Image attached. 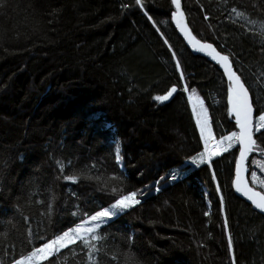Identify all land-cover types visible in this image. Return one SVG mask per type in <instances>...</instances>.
I'll return each mask as SVG.
<instances>
[{
	"label": "trees",
	"instance_id": "1",
	"mask_svg": "<svg viewBox=\"0 0 264 264\" xmlns=\"http://www.w3.org/2000/svg\"><path fill=\"white\" fill-rule=\"evenodd\" d=\"M5 2L0 8V231L9 235L0 236V262L19 259L26 229L32 233L28 247H39L44 242L39 237L108 207L114 202L111 189L119 187L140 190V203L98 230L107 237L92 257L100 264H124L129 252L136 264H233V254L235 264H264V215L233 189L238 147L212 157L213 170L208 163L191 162L203 145L185 86L202 98L201 89L207 104L209 93L215 110L220 101L219 117H212L219 138L236 127L223 71L186 46L172 22L171 0H143V8L136 0ZM184 8L192 31L243 69L255 110L264 108V0H184ZM148 15L169 19L171 47L165 28L155 22L164 39ZM172 86L177 92L169 101L153 99ZM255 135L256 150L264 149V140ZM58 160H71L66 174L83 170L85 177L76 183L58 179ZM154 160L162 166L150 170ZM170 173L178 178L172 180ZM29 192L37 193L32 202L25 199ZM37 200L52 203L51 220ZM17 203L27 223L15 211ZM70 247L75 254L62 250L60 264H86L88 250L80 242Z\"/></svg>",
	"mask_w": 264,
	"mask_h": 264
},
{
	"label": "snow or ice",
	"instance_id": "2",
	"mask_svg": "<svg viewBox=\"0 0 264 264\" xmlns=\"http://www.w3.org/2000/svg\"><path fill=\"white\" fill-rule=\"evenodd\" d=\"M136 4L143 8V0H136ZM171 4L175 8L171 13V18L175 22L177 28L187 37L188 43L193 45V47L199 45L197 49L198 51L204 52L207 50V54L223 68V73L228 80V112L230 115L234 116L235 127L238 129V131H232L230 134L221 136L220 139L217 140L213 134L207 109L204 108L203 101L200 100L199 97L194 98L196 90L192 89V94L189 95L188 99L192 104V111L196 116V123L199 127L200 138L203 141L204 149L202 152H199L198 155L192 156L190 158L191 162L197 166L210 163L212 157L220 156L222 153L228 152L235 145H239V156L235 159L236 178L233 183L237 192H242L255 209L264 213V191H256L254 188L249 187L244 178V173L248 171L246 166L248 156L258 147L254 135L259 133L261 140H264V108L254 110L253 98L249 91L251 85H245V82L242 79L243 69H234L233 61L228 55L221 54V52L217 51L212 44H202L191 34L185 24V13L182 11L181 0H171ZM6 6L5 0H0V8ZM123 7H128V5H123ZM232 11L237 12V9L233 8ZM145 15H147V12H145ZM238 15L243 16L244 13L239 12ZM148 19L151 20V16H149ZM205 19H208V17L205 16ZM260 35L264 37V24H261ZM165 43H168L167 40H165ZM169 47L171 46L169 45ZM173 56H175V53H173ZM176 67L177 69L180 68L179 61H177ZM261 78H264V73H261ZM180 79H184L183 72L180 74ZM259 86L260 85L258 84V87ZM184 91H188L187 86L184 87ZM176 92L177 88L172 86L165 94L157 95L153 97V99L159 102H165ZM261 151L264 152V149H261ZM115 154L117 161H119V144H116L115 146ZM57 165L60 173L58 179L76 183L86 175L83 170L66 174L65 169L72 168L71 160H68L66 163L58 160ZM92 167H95V165H92ZM259 168L264 171V162L259 163ZM169 175L172 180L178 178L175 173H170ZM251 177L254 183L258 181L259 186L264 189V180H258L256 172H252ZM87 178L90 179L91 177ZM112 179L117 181L120 180L119 177L115 176L112 177ZM160 179L163 180L164 177H161ZM213 179H216L215 173H213ZM157 191H159L158 188ZM217 191H220L219 185H217ZM111 194L114 196V202H112L110 206L99 208V210H96L94 214L91 215L87 212L83 213L84 218L80 223H75V221H73V223H75L74 227L68 226L67 230L61 229L58 233L53 234L48 238L43 236L39 237L44 240L43 244L39 247H28L32 243V233L31 229H26L29 235L20 241V244L25 250H22L19 259H15L12 264H42L44 261H49V264H60L62 250L68 249L69 252L75 254V249L70 246L77 245V242H80V244L88 250V261L86 264H100L98 259H92V257L95 253L101 251L102 242L105 241L107 237L98 230L102 229V227H106L110 221L118 217L125 210L139 204L140 200L137 197L138 195H141L142 192L140 190L125 192L119 187H113L111 189ZM35 195H37L36 192H29L25 199L32 202V197ZM52 199L55 200V197L53 196ZM220 202L221 206H223L222 196ZM35 203L45 205L46 211L44 215L51 220V214L53 211L52 203H46L43 200H37ZM14 208L24 222L27 223L29 217L24 216L23 212L20 211L19 203H17ZM72 215L76 216L77 213H73ZM205 215H208V213L206 212ZM8 223L11 224V220H8ZM8 235V231H0V236H3L5 239H7ZM228 247L231 251L233 247L231 236L228 238ZM52 257H55L56 259L50 260ZM112 259H116V257L113 256ZM232 262L235 264L234 254L232 256ZM0 264H2V262H0ZM124 264H136L135 258L131 252L126 255Z\"/></svg>",
	"mask_w": 264,
	"mask_h": 264
},
{
	"label": "rangeland",
	"instance_id": "3",
	"mask_svg": "<svg viewBox=\"0 0 264 264\" xmlns=\"http://www.w3.org/2000/svg\"><path fill=\"white\" fill-rule=\"evenodd\" d=\"M183 4H184V0H183ZM185 9V8H184ZM148 16H151V15H148ZM152 19V21L151 22H153V24L155 25V27H157V25H156V23H155V21L160 25V26H162V27H164L165 28V30L167 31V42L169 43V45L172 43V41H173V39H172V27H171V25H170V23H169V19L168 18H166V17H164V16H153V17H151ZM154 20V21H153ZM157 29L159 30V28L157 27ZM161 33V32H160ZM163 36V35H162ZM165 39V38H164ZM166 40V39H165ZM184 76V75H183ZM227 80V79H226ZM228 81V80H227ZM211 88H213V87H211ZM189 89V88H188ZM199 89V88H198ZM190 90V89H189ZM189 90L186 92V96H189V95H191L192 93L191 92H189ZM214 91H215V89H213ZM199 91H200V94H201V96H202V99L204 100H202L197 94H194V96L195 97H199V99L200 100H202L203 101V104H205L204 105V108L205 109H207V113H208V116H209V120H210V124H211V122H212V124H211V127H212V130H213V134H214V136L216 137V139L217 140H219L220 138L218 137V135H217V133H216V131H215V128H214V124H213V120H212V117H219V105H220V101L218 102V106H217V108H216V110L214 109V107H213V105H212V103H211V101H210V99H209V93H207L208 94V103L209 104H207V102H206V100L204 99V93H203V91H201V89H199ZM216 92V91H215ZM218 95V94H217ZM252 96V95H251ZM188 98V97H187ZM218 100H220L219 98H218ZM188 101H189V99H188ZM159 102V101H158ZM166 102V101H165ZM162 103H164V102H162ZM189 104H190V108H191V111H192V104L189 102ZM206 106V107H205ZM192 114H193V117H194V120H195V124H196V126H197V123H196V116L194 115V113H193V111H192ZM230 115V114H229ZM230 117L232 118V121H233V123H234V127H235V118L234 117H232L231 115H230ZM197 130H198V132H199V127L197 126ZM232 131H238V129L236 128H233V129H231L230 130V132H227L226 130H224V135L223 136H226V135H228V134H230ZM199 135H200V132H199ZM255 137H256V135H255ZM257 140V139H256ZM201 142H202V145H203V141L201 140ZM117 144H118V142H117ZM236 147H238V145H235L233 148H231L229 151H231L232 149H234V148H236ZM203 149H204V145H203ZM228 151V152H229ZM259 152H257V154L255 153L254 154V156H252L251 158H250V160H249V167H250V169H251V171H250V173H249V179H250V181L252 182V184H253V186L255 187V188H257V189H259V190H261V191H264V189H262L260 186H259V182L257 181L256 183H254L253 181H252V177H251V173L252 172H256V175H257V177H258V180H264V171H262L260 168H259V163H261V162H264V152H262L261 150H258ZM226 152H224V153H222L220 156H222L223 154H225ZM220 156H214V157H220ZM119 161H121V158H120V160ZM162 163L163 162H161V161H153V165H151L150 166V170H152V169H158V168H160L161 166H162ZM209 165H210V167H211V169L213 170V166H212V159H211V161H210V163H208ZM137 205V204H136ZM110 206V205H109ZM135 206V205H134ZM127 210H129V209H127ZM127 210H125L124 212H126ZM256 211V210H255ZM123 212V213H124ZM122 213V214H123ZM122 214H120V215H122ZM261 214V213H260ZM119 215V216H120Z\"/></svg>",
	"mask_w": 264,
	"mask_h": 264
},
{
	"label": "water",
	"instance_id": "4",
	"mask_svg": "<svg viewBox=\"0 0 264 264\" xmlns=\"http://www.w3.org/2000/svg\"><path fill=\"white\" fill-rule=\"evenodd\" d=\"M181 6H182V11H184V13H185V24H186V26H187V28L190 30V32H191V34L193 35V36H195L196 37V39L197 40H199L202 44L203 43H209V44H212L213 45V47L217 50V51H219V52H221V54H224V55H228L229 57H230V59L233 61V59H232V57H231V55L229 54V53H227L225 50H223V49H221L220 47H218V45L216 44V43H214V42H211V41H204V40H202V39H200L193 31H192V29H191V27H190V24H189V20H188V16H187V13H186V11H185V9H184V4H183V0H181ZM175 10V9H174ZM149 17V16H148ZM152 21V20H151ZM172 22H173V24H174V26H175V28L177 29V31H178V33L182 36V38H183V40H184V42H185V44H186V46L189 48V50L193 53V54H195V55H202V56H205L206 58H208L213 64H215V65H217L222 71H223V68L215 61V60H213L212 58H211V56H209L208 54H207V50L206 51H204V52H201V51H198L197 49H198V47H199V45H197L196 47H193V45H191V44H189L188 43V39H187V37L177 28V26H176V24H175V22L172 20ZM153 23V22H152ZM158 30V29H157ZM159 31V30H158ZM159 33H160V31H159ZM161 34V33H160ZM161 36H162V34H161ZM163 37V36H162ZM164 38V37H163ZM233 66H234V69H236V67H235V65H234V62H233ZM226 77V76H225ZM226 79H227V77H226ZM246 85V84H245ZM175 95V93L173 94V96ZM250 95H251V93H250ZM172 96V97H173ZM172 97H170V99L172 98ZM169 99V100H170ZM168 100V101H169ZM254 110H255V107H254ZM232 116V115H231ZM232 117H234V116H232ZM254 139L256 140V137H255V135H254ZM254 152H256V150H254L253 152H251L250 154H249V156H248V160H247V162H246V166H247V168H248V171L246 172V173H244V178H245V180L247 181V183H248V186L249 187H252V188H254L256 191H261V190H259V189H257V188H255L252 184H251V182H250V179H249V173H250V168H249V159H250V157H251V155L254 153ZM239 156V147H238V154H237V157ZM235 176H234V180H235ZM233 180V181H234ZM233 189H234V192H235V194L238 196V197H240V198H242V199H244L245 201H247L249 204H251V202L247 199V197L246 196H244L243 194H242V192H237L236 191V187H235V185H234V183H233ZM252 205V204H251ZM252 207H253V209L254 210H256L258 213H261L258 209H255V207L252 205ZM262 215H264V213H261Z\"/></svg>",
	"mask_w": 264,
	"mask_h": 264
},
{
	"label": "bare ground",
	"instance_id": "5",
	"mask_svg": "<svg viewBox=\"0 0 264 264\" xmlns=\"http://www.w3.org/2000/svg\"><path fill=\"white\" fill-rule=\"evenodd\" d=\"M156 22V21H155ZM160 29V28H159ZM187 97H189V96H187ZM194 98H195V96H194ZM201 98V97H200ZM202 99V98H201ZM203 100V99H202ZM204 101V100H203ZM205 105V104H204ZM251 205V204H250ZM252 206V205H251Z\"/></svg>",
	"mask_w": 264,
	"mask_h": 264
},
{
	"label": "flooded vegetation",
	"instance_id": "6",
	"mask_svg": "<svg viewBox=\"0 0 264 264\" xmlns=\"http://www.w3.org/2000/svg\"><path fill=\"white\" fill-rule=\"evenodd\" d=\"M257 154V153H256Z\"/></svg>",
	"mask_w": 264,
	"mask_h": 264
}]
</instances>
